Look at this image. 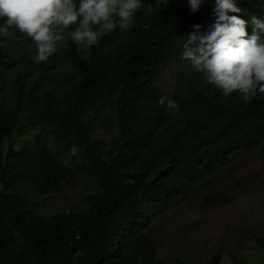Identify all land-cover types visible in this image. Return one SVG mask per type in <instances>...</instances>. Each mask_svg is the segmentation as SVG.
Wrapping results in <instances>:
<instances>
[{
	"label": "trees",
	"instance_id": "16d2710c",
	"mask_svg": "<svg viewBox=\"0 0 264 264\" xmlns=\"http://www.w3.org/2000/svg\"><path fill=\"white\" fill-rule=\"evenodd\" d=\"M241 6L264 10L260 0ZM207 19V6L193 14L186 0H170L169 7L144 0L129 30H114L87 51L65 41L41 62L33 83L32 67L0 35V81L11 83L13 69H25L12 81V99L0 101V264H156L147 215L211 185L207 173L238 153L264 147V97L246 102L209 86L210 97L202 99L187 82L188 93L161 92L156 75L164 59L182 50L188 25ZM29 43L24 51L31 49L35 61ZM57 60L63 68L52 87L45 74ZM161 97L179 108L166 109ZM111 117L117 131L110 142L93 139V129ZM72 148L90 181L83 206L39 213L31 192L48 199L74 185V157L60 156ZM227 201L214 190L201 199L206 207ZM256 241L264 264V239Z\"/></svg>",
	"mask_w": 264,
	"mask_h": 264
},
{
	"label": "rangeland",
	"instance_id": "374dc122",
	"mask_svg": "<svg viewBox=\"0 0 264 264\" xmlns=\"http://www.w3.org/2000/svg\"><path fill=\"white\" fill-rule=\"evenodd\" d=\"M3 36L6 38L4 44L12 47L16 55L22 56V60L32 67L30 80L33 83L41 63L28 57L24 51L25 38L17 35L15 29H9ZM189 67L182 54L178 58L168 57L157 74L160 89L170 94L185 92V85L178 79L180 72L189 73L193 86L203 87V75ZM58 68H63L60 60L55 62V67L46 70V80L52 87L57 85L54 77ZM24 70L13 69L11 83L0 81V101L12 99L15 89L12 81L15 77L21 78ZM116 131L113 118H108L106 124L93 129V139L108 142ZM27 135L34 138L31 132ZM47 142L51 144L48 138ZM261 145L238 153L226 166L213 172L211 185L178 195L169 205L147 215L144 226L156 243V264H207L216 253L215 264H234L235 261L238 264H262L263 252L256 241L257 237L264 239V147ZM60 156L65 162L74 157L69 164L76 180L74 185L48 199L45 194L31 192L39 213L76 210L83 206L82 195L90 182L84 161L71 149L67 155ZM213 190L224 193L228 201L203 206L202 197Z\"/></svg>",
	"mask_w": 264,
	"mask_h": 264
},
{
	"label": "clouds",
	"instance_id": "9594fccd",
	"mask_svg": "<svg viewBox=\"0 0 264 264\" xmlns=\"http://www.w3.org/2000/svg\"><path fill=\"white\" fill-rule=\"evenodd\" d=\"M156 3L169 7L170 0ZM241 3L242 0H186L193 14L208 7V19L188 25L182 50L169 56L178 58L182 54L189 68L204 77L203 87H195L189 73L180 72L178 79L186 93L187 82L202 99L210 97L213 89L209 86L224 96L237 93L246 102L264 97V10H244ZM143 7L144 0H0V35L4 37L13 28L22 33L24 44L29 40L32 46L35 62L41 63L67 40L78 51H87L114 30H129ZM143 27L150 25L145 23ZM156 80L160 86L157 75ZM161 92L170 96L182 93ZM159 103L166 109L179 108L171 97H161ZM71 150L74 152V148ZM207 174L211 180L213 172Z\"/></svg>",
	"mask_w": 264,
	"mask_h": 264
}]
</instances>
